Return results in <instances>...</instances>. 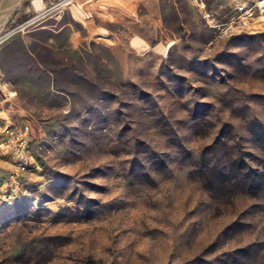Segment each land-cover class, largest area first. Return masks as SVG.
Segmentation results:
<instances>
[{"label": "rangeland", "instance_id": "1", "mask_svg": "<svg viewBox=\"0 0 264 264\" xmlns=\"http://www.w3.org/2000/svg\"><path fill=\"white\" fill-rule=\"evenodd\" d=\"M33 1L0 20L6 106L30 127L0 147V264H264V0H162L152 34L107 20L71 51L33 39L52 24ZM240 4L249 28L219 37Z\"/></svg>", "mask_w": 264, "mask_h": 264}, {"label": "crops", "instance_id": "2", "mask_svg": "<svg viewBox=\"0 0 264 264\" xmlns=\"http://www.w3.org/2000/svg\"><path fill=\"white\" fill-rule=\"evenodd\" d=\"M24 0H0V20L8 19L16 7ZM44 9L37 11L35 0L32 2L35 10L41 12V17L48 18L52 21L51 25H39L32 31L33 39L46 33H52L54 36H65L64 50H74V42L79 41L78 37H82L84 33L89 35L92 31L93 35L104 36L110 28L106 26L105 21L111 20L114 24L129 28L133 36L150 35L151 31H147V20L153 19V14L163 17L164 8L162 0H66L63 4L47 7L46 2L41 0ZM180 0H168L170 10L176 14H181L179 8ZM138 4L144 8V28H138ZM64 22L61 23V19ZM150 24V23H149ZM74 25L76 27H74ZM140 26V25H139ZM41 43H43L41 41Z\"/></svg>", "mask_w": 264, "mask_h": 264}, {"label": "built area", "instance_id": "3", "mask_svg": "<svg viewBox=\"0 0 264 264\" xmlns=\"http://www.w3.org/2000/svg\"><path fill=\"white\" fill-rule=\"evenodd\" d=\"M200 3V0H193ZM238 16L231 18L225 23H215L211 27L218 31L219 37L224 38L232 36L237 32L245 31L249 28L248 23L254 20V12L249 9L246 4H240L236 6ZM5 36V35H4ZM4 36H0V46L7 39ZM14 92L10 90L9 85L4 81L2 67L0 65V135L6 136L5 140L0 143V147L6 149L16 145L23 146L27 143V137L29 135L30 127H21L11 116V109L7 108V103L11 101ZM28 166L27 158L19 155L18 173L26 171ZM18 173L11 177L12 183H15ZM12 195L10 196V199ZM11 203V201H10Z\"/></svg>", "mask_w": 264, "mask_h": 264}, {"label": "bare ground", "instance_id": "4", "mask_svg": "<svg viewBox=\"0 0 264 264\" xmlns=\"http://www.w3.org/2000/svg\"><path fill=\"white\" fill-rule=\"evenodd\" d=\"M263 7V6H262ZM36 8H37V10L38 11H42V9H43V7L41 6V4H39V5H36ZM263 12V14H264V10L262 11ZM36 18V17H35ZM30 23H33V20H32V22H30ZM30 23H28V24H30ZM25 26H27V25H25ZM25 26H23V27H25ZM15 32H17L16 30H14V31H11V32H9V33H7L4 37H6V38H8L9 36H11L12 34H14ZM143 40V39H142ZM141 39L139 40V39H137V40H134V45L136 46V47H139V48H144L145 50L147 49V47H146V45L144 44V42L142 41ZM132 41V40H131ZM149 46V45H148ZM158 46V45H157ZM172 46V44H170V45H168L167 47H166V50L167 49H169L170 47ZM163 47V46H162ZM161 47V48H162ZM160 48V47H159ZM158 49V48H157ZM142 50V49H141ZM148 50V49H147ZM163 51V50H162ZM145 52V51H144Z\"/></svg>", "mask_w": 264, "mask_h": 264}]
</instances>
